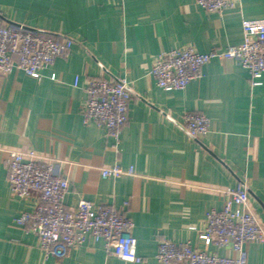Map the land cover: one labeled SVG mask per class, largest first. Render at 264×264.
<instances>
[{"label":"crops","instance_id":"obj_1","mask_svg":"<svg viewBox=\"0 0 264 264\" xmlns=\"http://www.w3.org/2000/svg\"><path fill=\"white\" fill-rule=\"evenodd\" d=\"M254 19L264 20V0H239L223 11H208L197 0H0V24L75 41L39 78L17 68L0 73V264H166L155 256L160 239L204 249L198 235L207 211L221 209L223 190L239 184L248 187L264 223V73L254 85L237 60L213 58L201 78L172 90L159 87L151 73L165 50L191 45L207 52L240 44L244 21ZM91 78L129 82V117L117 135L84 120ZM187 112L210 118L207 135L188 133ZM9 149H35L56 160L70 183L67 209L87 199L122 210L134 223L143 260L112 255L94 237L61 259L46 255L37 235L16 224L39 199L13 193ZM113 164L133 167L134 174L102 177L101 169ZM244 248L245 264H264V242ZM208 249L232 254L225 246Z\"/></svg>","mask_w":264,"mask_h":264},{"label":"built area","instance_id":"obj_2","mask_svg":"<svg viewBox=\"0 0 264 264\" xmlns=\"http://www.w3.org/2000/svg\"><path fill=\"white\" fill-rule=\"evenodd\" d=\"M239 0H197L208 11H223L235 7ZM244 40L226 49L213 48L199 52L193 46L162 51L153 63L151 73L159 87L182 89L201 78L203 67L213 58H232L245 67L254 85L261 83L264 73V20H245ZM69 36H54L17 24H0V73L14 68L28 76L39 78L42 70L55 59L66 54L74 44ZM74 85H78V79ZM86 101L83 116L86 123L106 127L115 135L127 122L131 91L125 78H91L85 87ZM184 125L195 138L210 131V118L202 113L187 112ZM8 182L20 197L38 195L32 210L23 211L16 224L31 229L38 237L39 247L46 255L63 258L72 247L84 244L89 237L105 241L108 252L124 260L141 262L137 253V239L131 218L113 205L96 204L80 199L76 207L67 209L65 195L69 180L62 177L56 160L39 155L35 149H9L7 157ZM134 168L119 164L101 169L102 177L118 178L134 174ZM225 205L211 208L206 213L205 228L199 239L205 248L198 249L191 242L175 243L167 237L159 241L156 258L163 263L183 264H245V243L264 242V223L251 206L248 187L239 184L227 187ZM191 228L196 229L195 226ZM225 246L231 255H219L208 246Z\"/></svg>","mask_w":264,"mask_h":264}]
</instances>
